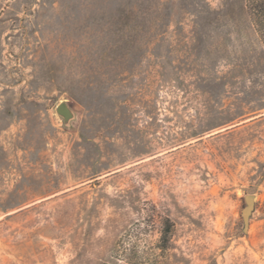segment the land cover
Returning <instances> with one entry per match:
<instances>
[{
  "label": "rangeland",
  "instance_id": "obj_1",
  "mask_svg": "<svg viewBox=\"0 0 264 264\" xmlns=\"http://www.w3.org/2000/svg\"><path fill=\"white\" fill-rule=\"evenodd\" d=\"M0 264H264L245 0H0Z\"/></svg>",
  "mask_w": 264,
  "mask_h": 264
},
{
  "label": "trees",
  "instance_id": "obj_2",
  "mask_svg": "<svg viewBox=\"0 0 264 264\" xmlns=\"http://www.w3.org/2000/svg\"><path fill=\"white\" fill-rule=\"evenodd\" d=\"M245 6L255 31L264 45V0H245ZM166 237L167 230L162 233V241H165ZM160 247L164 248L165 244L160 245Z\"/></svg>",
  "mask_w": 264,
  "mask_h": 264
},
{
  "label": "water",
  "instance_id": "obj_3",
  "mask_svg": "<svg viewBox=\"0 0 264 264\" xmlns=\"http://www.w3.org/2000/svg\"><path fill=\"white\" fill-rule=\"evenodd\" d=\"M56 112L63 118L64 123L67 124L73 118L74 113L65 101H61L56 106ZM245 206L242 209V218L244 223V230L248 228V220L254 207V195L246 194L244 196Z\"/></svg>",
  "mask_w": 264,
  "mask_h": 264
}]
</instances>
